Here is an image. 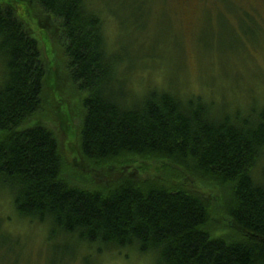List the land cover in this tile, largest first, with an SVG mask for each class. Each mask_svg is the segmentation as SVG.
Masks as SVG:
<instances>
[{
  "label": "trees",
  "instance_id": "16d2710c",
  "mask_svg": "<svg viewBox=\"0 0 264 264\" xmlns=\"http://www.w3.org/2000/svg\"><path fill=\"white\" fill-rule=\"evenodd\" d=\"M60 20L67 69L86 92L78 137L96 167L125 156L163 158L217 184L233 226L219 232L209 202L181 184L123 178L72 184L43 124L23 127L41 107L46 67L39 41L10 0H0V187L16 212L51 226L47 237L155 251L161 264H264V103L241 112L166 88L130 93L117 76L100 15L85 0H37Z\"/></svg>",
  "mask_w": 264,
  "mask_h": 264
},
{
  "label": "rangeland",
  "instance_id": "374dc122",
  "mask_svg": "<svg viewBox=\"0 0 264 264\" xmlns=\"http://www.w3.org/2000/svg\"><path fill=\"white\" fill-rule=\"evenodd\" d=\"M102 19L106 48L130 93L166 88L179 96L212 100L217 109L241 112L264 103V0H85ZM24 27L41 46L46 74L41 107L23 127L43 124L64 158L72 184L157 179L181 184L209 202L219 232L233 226L221 188L188 175L163 158L125 156L96 167L82 160L78 137L85 91L67 69L60 20L37 0H10ZM0 62V83L3 81ZM256 176L264 174V154ZM13 192L0 187V264H161L155 251L117 249L77 239H48L51 226L19 215Z\"/></svg>",
  "mask_w": 264,
  "mask_h": 264
}]
</instances>
